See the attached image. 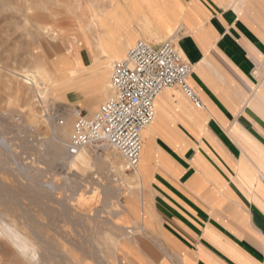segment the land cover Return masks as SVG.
Wrapping results in <instances>:
<instances>
[{
  "label": "rangeland",
  "instance_id": "obj_1",
  "mask_svg": "<svg viewBox=\"0 0 264 264\" xmlns=\"http://www.w3.org/2000/svg\"><path fill=\"white\" fill-rule=\"evenodd\" d=\"M148 1L0 0V264H117L120 242L140 229L130 215L147 192L143 150L133 171L107 145L69 155L66 143L76 112L97 109L112 62L137 39H169L187 60L178 31L161 38L139 23L144 33L123 42L135 31L125 7Z\"/></svg>",
  "mask_w": 264,
  "mask_h": 264
},
{
  "label": "crops",
  "instance_id": "obj_2",
  "mask_svg": "<svg viewBox=\"0 0 264 264\" xmlns=\"http://www.w3.org/2000/svg\"><path fill=\"white\" fill-rule=\"evenodd\" d=\"M125 11L135 31L123 42L144 33L139 23L161 38L179 32L204 106L175 87L157 95L142 134L147 192L130 215L140 229L120 242L117 264H264V0H149Z\"/></svg>",
  "mask_w": 264,
  "mask_h": 264
},
{
  "label": "built area",
  "instance_id": "obj_3",
  "mask_svg": "<svg viewBox=\"0 0 264 264\" xmlns=\"http://www.w3.org/2000/svg\"><path fill=\"white\" fill-rule=\"evenodd\" d=\"M192 65L169 40L158 45L137 39L110 67L109 93L91 114L76 112L66 143L69 155L104 144L135 171L142 152V134L155 116V99L177 88L196 108L204 104L188 83ZM56 123L62 125L63 118Z\"/></svg>",
  "mask_w": 264,
  "mask_h": 264
},
{
  "label": "bare ground",
  "instance_id": "obj_4",
  "mask_svg": "<svg viewBox=\"0 0 264 264\" xmlns=\"http://www.w3.org/2000/svg\"><path fill=\"white\" fill-rule=\"evenodd\" d=\"M102 25H103V23H102ZM76 32V34L74 35V43H72L71 42V44H70V47H69V53L74 57V59L76 60V61H79L80 60V54H81V47L83 46V42L81 41V35H79V33L77 32V30H75ZM69 44V43H68ZM122 47H121V45H120V47H118V49H121ZM124 56V55H123ZM122 57V56H121ZM118 59V58H117ZM116 60V59H115ZM30 77H32V75H30ZM28 78V81L29 82H31V83H35V81H34V78ZM96 101V100H95ZM95 101H93L92 103H91V105L90 106H93L94 105V103H95ZM155 103H156V101H155ZM201 109V108H200ZM147 129V128H146ZM143 150V157L145 156V149L143 148L142 149Z\"/></svg>",
  "mask_w": 264,
  "mask_h": 264
}]
</instances>
